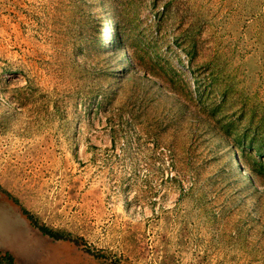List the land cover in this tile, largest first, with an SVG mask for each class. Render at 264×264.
Returning a JSON list of instances; mask_svg holds the SVG:
<instances>
[{"label": "rangeland", "instance_id": "obj_1", "mask_svg": "<svg viewBox=\"0 0 264 264\" xmlns=\"http://www.w3.org/2000/svg\"><path fill=\"white\" fill-rule=\"evenodd\" d=\"M0 191L80 264H264V0H0Z\"/></svg>", "mask_w": 264, "mask_h": 264}, {"label": "crops", "instance_id": "obj_2", "mask_svg": "<svg viewBox=\"0 0 264 264\" xmlns=\"http://www.w3.org/2000/svg\"><path fill=\"white\" fill-rule=\"evenodd\" d=\"M0 251L14 256L15 264H80L76 247L36 228L7 191H0Z\"/></svg>", "mask_w": 264, "mask_h": 264}, {"label": "trees", "instance_id": "obj_3", "mask_svg": "<svg viewBox=\"0 0 264 264\" xmlns=\"http://www.w3.org/2000/svg\"><path fill=\"white\" fill-rule=\"evenodd\" d=\"M10 194V193H9ZM68 238L67 236H59L57 239ZM6 263L5 264H15L14 256L10 253H5Z\"/></svg>", "mask_w": 264, "mask_h": 264}, {"label": "bare ground", "instance_id": "obj_4", "mask_svg": "<svg viewBox=\"0 0 264 264\" xmlns=\"http://www.w3.org/2000/svg\"><path fill=\"white\" fill-rule=\"evenodd\" d=\"M109 44V43H108Z\"/></svg>", "mask_w": 264, "mask_h": 264}]
</instances>
